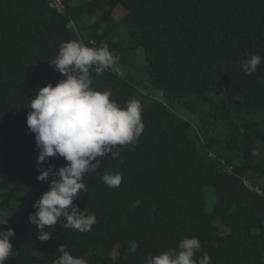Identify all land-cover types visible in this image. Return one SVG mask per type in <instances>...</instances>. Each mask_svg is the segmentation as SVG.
I'll return each mask as SVG.
<instances>
[{"label":"trees","instance_id":"1","mask_svg":"<svg viewBox=\"0 0 264 264\" xmlns=\"http://www.w3.org/2000/svg\"><path fill=\"white\" fill-rule=\"evenodd\" d=\"M69 40L107 44L119 58L122 75L93 70L92 87L121 106L139 100L144 130L86 174L73 203L95 215L92 231L64 228L61 218L41 242L28 221L48 190L39 168L66 161L37 165L27 103L64 78L48 62ZM249 54L264 60V0H0V220L15 232L4 264H53L60 245L87 264H144L193 236L197 258L207 253L212 264H264V62L245 74ZM213 84L222 95L207 107ZM174 103L201 111L198 121ZM105 172L122 174L121 185L109 188Z\"/></svg>","mask_w":264,"mask_h":264},{"label":"clouds","instance_id":"2","mask_svg":"<svg viewBox=\"0 0 264 264\" xmlns=\"http://www.w3.org/2000/svg\"><path fill=\"white\" fill-rule=\"evenodd\" d=\"M119 58L112 54L107 44L89 47L83 41L69 40L58 47L55 58L48 62L58 70L62 79L55 85L51 82L39 87L27 103L30 111L26 116L28 130L34 134L37 165L49 158L62 157L64 166L53 170V166L40 167L37 180L47 181L48 190L34 201L35 212L29 213L28 221L36 226L37 238L48 241L52 235L45 228L55 225L61 218L64 228L78 232H90L97 222L94 214L81 211L73 203L81 191H87L84 183L86 174L96 173L101 167L97 157L111 154L118 145H134L142 135L144 124L141 119L142 105L132 99L121 106L110 99L111 91H100L92 87L91 71L102 74L106 70L122 75L117 67ZM264 62L258 54H249L240 60L245 74L251 75ZM122 162V161H121ZM52 179L49 180V176ZM102 181L109 187H119L122 174L105 172ZM137 205L140 201H136ZM7 219L0 220V264L8 260L14 250L10 237L13 228H3ZM136 242H130L129 251L135 252ZM201 251V243L195 236L182 238L177 247L149 255L144 264H212L211 257ZM53 264H87L84 257H74L63 245Z\"/></svg>","mask_w":264,"mask_h":264},{"label":"rangeland","instance_id":"3","mask_svg":"<svg viewBox=\"0 0 264 264\" xmlns=\"http://www.w3.org/2000/svg\"><path fill=\"white\" fill-rule=\"evenodd\" d=\"M86 1V0H84ZM88 1V0H87ZM116 14H120V11L116 10L115 11ZM120 37L122 38H125L126 39V35L123 33ZM139 58L140 57H136L134 60H135V63L136 65L139 66L141 65L139 63ZM142 58V57H141ZM135 70V68H134ZM142 75V74H141ZM139 79V78H137ZM140 80H143V76L140 78ZM139 80V82H140ZM142 84H146V81H145V77H144V83ZM141 84V85H142ZM145 88H148V89H151L150 87H148L147 85L144 86ZM148 89H145L144 92H148ZM222 93L220 92V89L219 87H216L215 84H213L211 87H209L206 92H205V97H207L208 99V102L206 104V106L208 107V105H212L214 103H217L219 100H220V97H221ZM151 96L155 99H158L159 101H162L161 99V94L158 92V91H153ZM173 106L177 109L178 112L175 111V113H177L178 115H180L181 117H184L186 118L187 120H189L191 123L194 122V120L198 121L199 117H200V112L201 111H197L196 113H192V112H189L190 110H188V108L186 106H180L179 104L177 103H174ZM200 105L196 104L195 105V109H198ZM205 106V107H206Z\"/></svg>","mask_w":264,"mask_h":264}]
</instances>
